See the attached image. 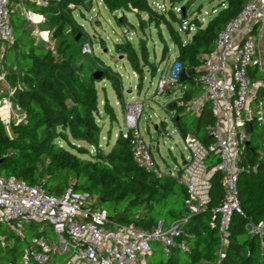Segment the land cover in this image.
I'll return each mask as SVG.
<instances>
[{
	"label": "trees",
	"instance_id": "16d2710c",
	"mask_svg": "<svg viewBox=\"0 0 264 264\" xmlns=\"http://www.w3.org/2000/svg\"><path fill=\"white\" fill-rule=\"evenodd\" d=\"M93 1L51 0L46 8L25 3L45 16V21L38 28L50 33V39L56 43V52L42 42L35 44L31 38L32 29L24 28L27 21L17 13L12 14L14 42L7 49L5 60L12 62L14 58L17 70L10 71L7 80L11 85L17 83L20 86L13 100L25 114V122L11 127L12 137H9L0 120V175L15 176L29 185L40 183L48 194L54 196H60L68 188L85 191L91 196L95 208L107 212V228L132 224L149 231L159 221L166 226L186 215L184 201L187 192L175 179L157 178L137 167L131 157L130 138H123L121 132L109 151L104 152L101 148L102 129L97 120L100 111L94 71L102 72L100 80L110 82L118 103L123 105L126 100L121 77L116 71L98 60H91L89 64L93 70L86 75L87 63H75V56L82 55V45L90 42L76 15L83 17L81 9L90 10ZM100 1L111 13H135L142 25V14L156 27L163 22L174 46V60L185 71H192L190 75L193 76L194 70L201 67L204 56L213 49L218 33L250 0H218L217 8L212 9L216 12H211L204 24L197 18L191 19L190 23L196 26L193 33L180 32L172 25L176 22L180 26L182 19L187 18L186 5L181 7L184 9L177 17L172 8L163 12L152 8L149 0ZM169 1L176 5L182 0ZM70 5L74 8L71 9ZM120 24H126V19ZM114 49L125 57L132 72L138 75L139 88L144 69L147 68L151 76L156 75L158 67L168 63L170 54L164 45L158 64H154L149 60L144 38H139L136 48L124 39L115 44ZM185 85L188 87L184 93L172 99L165 109L167 113L174 112L171 122L181 138L194 131L202 143L209 144L211 139L207 126L213 122L209 106L204 104L199 113L187 110V103L201 88L193 81L180 83L181 88ZM103 113L111 122L116 121L114 110L107 102ZM188 116H194L195 120L189 123ZM161 126L165 127V123L162 122ZM60 141L70 150L60 145ZM72 142H79L81 146L76 147ZM250 145L241 156L243 170L236 183L242 215L234 213L231 216L229 243L222 264H264V161L260 159L264 147L255 139ZM89 147L94 149L93 158H85ZM209 197L207 210L190 217L176 240L177 244L186 246V251L176 246L165 254L163 250L157 252L153 245L152 255L146 259V264L214 263L219 245L218 221L211 223L210 210L218 208L223 201L219 173L211 178ZM248 222L253 225L262 223L263 235H249L245 229ZM26 225L29 228L37 226ZM22 238L6 230V245L0 246V264H21L23 251L31 246L32 241L25 234ZM63 261L64 257L55 255L47 264H62Z\"/></svg>",
	"mask_w": 264,
	"mask_h": 264
},
{
	"label": "built area",
	"instance_id": "2783aa9c",
	"mask_svg": "<svg viewBox=\"0 0 264 264\" xmlns=\"http://www.w3.org/2000/svg\"><path fill=\"white\" fill-rule=\"evenodd\" d=\"M50 1L0 0V120L6 130L25 122V114L13 101L17 91L7 80L10 63L5 56L14 42L11 16L16 12L28 23L36 25V18L43 22L45 16L27 11L24 4L46 8ZM151 6L162 12L172 8L176 15L182 11L171 3L167 7L151 2ZM69 7L74 8L73 5ZM194 18L202 24L206 21L202 17ZM191 19L183 18L178 30L195 32L196 26L190 23ZM263 33L264 0H250L218 33L213 49L204 56L201 67L194 70L195 75L186 71L187 81H193L204 91L202 98L187 103V110L199 113L203 105L208 104L213 118L207 126L211 143L204 144L187 134L182 141L188 157L176 168L161 170L140 133L138 120L143 104L136 99L126 100L123 104L125 131L120 132L123 138H130L132 161L147 173L157 178H173L185 188L186 215L182 218L166 226L159 221L149 231L132 224L107 228V212L95 208L85 191L68 188L60 196H54L40 183L29 185L15 176L0 175V224L21 240L24 223L48 224L58 238V244L46 242L41 237L33 238L31 246L23 251L21 264H47L55 255L64 257L62 264H146L154 243L159 244L165 254L176 246L186 251V246L177 244L176 240L190 217L207 210L211 178L215 173L221 175L223 201L218 208L210 210L211 223L218 221L219 245L213 264H222L229 243L231 216L234 213L242 215L236 183L243 170L241 156L248 148L247 143L251 144L255 127L262 130L260 142L264 143V61L258 48V39ZM81 54H92L89 41L82 45ZM161 65L156 93L171 97L184 93L186 87L180 86L181 64L173 60L170 65ZM260 159L264 161V152ZM252 170L255 172V168ZM245 229L249 235H263L262 223L248 222ZM5 245L4 237L0 236V246Z\"/></svg>",
	"mask_w": 264,
	"mask_h": 264
},
{
	"label": "rangeland",
	"instance_id": "374dc122",
	"mask_svg": "<svg viewBox=\"0 0 264 264\" xmlns=\"http://www.w3.org/2000/svg\"><path fill=\"white\" fill-rule=\"evenodd\" d=\"M149 2L158 3L160 5L164 4L167 7L170 5L169 0H149ZM217 3L218 0H182L180 3L176 4V6L179 8L185 5L187 6L188 10L186 15L188 19L196 16L198 18L202 17L207 19L212 12V9L217 8ZM24 7L27 11H34L31 6L24 4ZM81 10L83 17L76 15V20L83 27L84 32L89 37L92 54L87 57H84L83 55H76L75 63H87V67L85 69V73L87 75L93 70V66H91V63L89 64V62H92L91 60H98L104 66L110 67L113 71H116L120 75L124 100L136 99L143 104V112L138 120V129L145 142L149 145L155 162L161 170L167 171L169 169L176 168L182 162L181 155L184 159H187L188 153L184 149L182 138L178 135L173 123L171 122V115L174 113H167L165 109L166 106L172 102L171 96L167 94L158 95L156 93L160 73L151 76L148 69L145 68L139 88L138 84L140 83V80L138 79V75L132 72L125 57L118 55L114 49L115 44L121 43L124 39L129 40L136 48L139 38H144L148 49L149 60L151 62L158 64L162 48L166 45V47L170 50L168 63L171 64L175 59V52L171 38L167 33L166 26L163 22H161L157 27L153 23H148L147 17L144 14L141 15V20L143 22L142 25L133 12L117 11L111 13L106 9L100 0H94L90 10ZM177 17H180V15L177 14ZM124 18L126 19V24L118 23L120 19L124 20ZM169 19L170 18L167 17V20ZM14 25L15 23L13 22V26ZM172 25L177 30L180 27L176 22H173ZM24 28L28 30L33 29L34 26L25 22ZM183 38L184 40L187 39V37ZM38 43H40V41ZM46 47L51 49L53 52H56L55 42L52 44L47 43ZM71 51L72 49L69 50V52ZM8 62L10 63V67H8L7 73L9 74L10 71L14 72L17 68L13 62L11 63L10 61H7V63ZM160 67H162V65H160ZM95 72L96 71H94V73ZM100 79L95 82V89L97 91L99 102L98 108L100 111V114L97 116V120L102 129L100 139L101 148L104 152H107L113 146V143L120 131H125L123 121V105L118 103L117 96L114 93L110 82L106 79ZM9 85L12 89L17 91V83L13 85L9 83ZM185 87L187 88L188 85H185ZM203 95L204 91L201 90L196 95V98H202ZM105 102L113 108L116 121L111 122L109 116L106 113H103V106ZM187 120L189 123L193 122L195 117L188 116ZM162 122L165 123V127L161 126ZM5 131L9 137H12V128H9L8 130L5 129ZM261 133V129L255 128L252 132V139H255L260 146L263 147L264 143L262 141L260 142ZM59 144L70 150L64 142L60 141ZM72 144L76 147L81 146L79 142H72ZM94 154V149L89 147L88 155L86 154L85 158H91ZM2 176L5 175L2 174ZM105 208H107V205H105ZM26 224L33 223H24L23 234H25L29 239L32 240L34 237H41L46 242L58 244L57 235L54 233L50 225L34 224L37 226L29 228ZM6 230L5 226L0 224V236L4 237ZM153 245L155 249H157V252H161L162 249L159 244L154 243L152 246Z\"/></svg>",
	"mask_w": 264,
	"mask_h": 264
},
{
	"label": "crops",
	"instance_id": "0c3cea01",
	"mask_svg": "<svg viewBox=\"0 0 264 264\" xmlns=\"http://www.w3.org/2000/svg\"><path fill=\"white\" fill-rule=\"evenodd\" d=\"M32 12H34L35 13V15H38V16H40V15H42V14H39V13H36L35 11H32ZM13 14H16V12H14ZM18 14V13H17ZM36 20H38V23L36 24V25H33L34 26V28L32 29V39L34 40V43L35 44H37L39 41H40V43L42 42V43H44L46 46H47V43L48 44H52V43H54L51 39H50V33L48 32V31H41L39 28H38V26L40 25V24H43V22L42 21H39L40 19L39 18H37ZM32 25V24H31ZM37 38H38V40H37ZM258 48H259V50H260V52H261V55H262V59H263V61H264V33H263V35H262V37L261 38H259L258 39ZM14 64H15V62H14V60L12 61ZM11 62V63H12ZM13 64V65H14ZM168 65H170L169 63H167ZM15 66L17 67V65L15 64ZM186 81V80H185ZM175 97H171V99H174ZM194 98H196V96L194 97ZM193 98V99H194ZM174 113V112H173ZM174 115V114H173ZM173 115H171V117L173 116ZM174 128L176 129V131H177V133H178V135H179V132H178V130H177V128L174 126ZM189 134H191V135H193V136H195L194 135V131H192L191 133H189ZM180 136V135H179ZM196 137V136H195ZM197 139H199L198 137H196ZM181 157H182V162H184V158H183V156L181 155ZM181 162V163H182Z\"/></svg>",
	"mask_w": 264,
	"mask_h": 264
},
{
	"label": "water",
	"instance_id": "95a60500",
	"mask_svg": "<svg viewBox=\"0 0 264 264\" xmlns=\"http://www.w3.org/2000/svg\"><path fill=\"white\" fill-rule=\"evenodd\" d=\"M184 8H182V10H183ZM122 19H120L119 20V22L120 23H122ZM77 40V39H76ZM188 74H191L192 73V71H189V72H187ZM101 76H102V72L101 71H96L95 73H93V79L94 80H99L100 78H101ZM188 78H187V75H186V71H185V69H183L182 70V72H181V75H180V81L181 82H183V81H185V80H187ZM247 146H248V148H250V143H247Z\"/></svg>",
	"mask_w": 264,
	"mask_h": 264
},
{
	"label": "bare ground",
	"instance_id": "6f19581e",
	"mask_svg": "<svg viewBox=\"0 0 264 264\" xmlns=\"http://www.w3.org/2000/svg\"><path fill=\"white\" fill-rule=\"evenodd\" d=\"M37 19V18H36Z\"/></svg>",
	"mask_w": 264,
	"mask_h": 264
}]
</instances>
